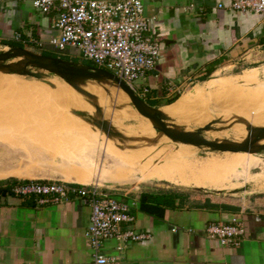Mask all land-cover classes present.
<instances>
[{"label": "crops", "instance_id": "0c3cea01", "mask_svg": "<svg viewBox=\"0 0 264 264\" xmlns=\"http://www.w3.org/2000/svg\"><path fill=\"white\" fill-rule=\"evenodd\" d=\"M231 1L143 0L144 13L156 16L160 43L156 67L142 81L148 99L179 95L220 68L264 60V15L232 11ZM52 21V13L29 0H0V41L48 47L56 34ZM112 193L136 199L131 227L150 235L121 250L116 239L104 240L100 252L117 264H264V191L242 197L176 188ZM89 214L86 201L76 197L38 205L32 197L0 192V264H94L84 235ZM232 217L244 224L238 246L207 238L208 223Z\"/></svg>", "mask_w": 264, "mask_h": 264}, {"label": "rangeland", "instance_id": "374dc122", "mask_svg": "<svg viewBox=\"0 0 264 264\" xmlns=\"http://www.w3.org/2000/svg\"><path fill=\"white\" fill-rule=\"evenodd\" d=\"M28 48L91 64L75 48ZM39 74L34 78L0 73V171H6L0 179L64 181L87 162L91 167L86 171L102 176L94 184L116 193L160 188L203 192L192 187L215 188L238 181L251 182L248 193L225 196L264 190V151L256 155L209 151L161 132H142L145 124L110 81H100L107 89L87 86L96 80L72 86L47 71ZM170 97L155 106L169 105ZM178 98L189 104L183 113L199 114L230 134L264 127V60L220 68Z\"/></svg>", "mask_w": 264, "mask_h": 264}, {"label": "built area", "instance_id": "2783aa9c", "mask_svg": "<svg viewBox=\"0 0 264 264\" xmlns=\"http://www.w3.org/2000/svg\"><path fill=\"white\" fill-rule=\"evenodd\" d=\"M42 13H52L56 34L47 44L57 50L75 48L78 55L94 67L107 70L124 81L140 98L149 87L142 83L155 69L160 52L156 36V16L144 13L143 0H29ZM219 8L223 7L218 3ZM232 11L264 15V0H232ZM20 40V35H15ZM42 42H37L42 47ZM18 197H32L38 205L84 199L90 208L84 231L94 264H117L115 256L100 252L106 239H116V249L130 242L149 238V233L131 227L136 199L117 198L98 184L82 185L41 178L16 179L9 187ZM174 230V229H173ZM207 238L220 245L238 246L244 237L243 222L232 217L228 222H211L205 227Z\"/></svg>", "mask_w": 264, "mask_h": 264}, {"label": "water", "instance_id": "95a60500", "mask_svg": "<svg viewBox=\"0 0 264 264\" xmlns=\"http://www.w3.org/2000/svg\"><path fill=\"white\" fill-rule=\"evenodd\" d=\"M1 45L8 46L9 49L0 52V72L7 74H21L28 75L34 78H39L40 71H47L54 75H57L64 82L70 85H76L77 82L96 80V81H110L115 84L117 88L123 90L133 108L140 114L147 117L152 127L156 131H160L169 139L178 141L185 144H192L197 147L207 148L209 151H230V152H254L260 153L264 151V143H257L261 138H264V127H254L249 129V136H247L241 142L232 141H215L207 139L203 136V131L207 127H197L192 131L180 130L173 125L167 124L165 118L160 111V106L150 105L145 100L141 99L124 81L119 79L115 74L91 66L89 64H79L77 62L68 61L59 57L47 56L27 48L19 47L16 45H9L0 41ZM16 58L18 61L14 60ZM28 68H33L31 71ZM90 185L92 183L83 184ZM250 184H246L241 188L232 190H209L200 187H192L201 189L203 193H214V194H224L230 192L229 194H235L237 192L248 193ZM264 191V190H260ZM257 192V191H255ZM245 193V194H246ZM254 192H250L252 194ZM249 194V195H250ZM241 195L239 197H242Z\"/></svg>", "mask_w": 264, "mask_h": 264}, {"label": "bare ground", "instance_id": "6f19581e", "mask_svg": "<svg viewBox=\"0 0 264 264\" xmlns=\"http://www.w3.org/2000/svg\"><path fill=\"white\" fill-rule=\"evenodd\" d=\"M2 47L3 48L0 49V52L6 51V50L9 49V47L5 46V45H2ZM18 59H21V58H16L14 60L18 61ZM61 81H63V80H61ZM64 83H66V82H64ZM66 84H68V83H66ZM68 85H70V84H68ZM87 86H94V87L98 86L100 88H103V87L106 88V86H103L100 83V81L97 84L92 81V82L88 83ZM116 88H117V86H116ZM117 90H118V93L123 97V99L125 101L129 100L127 95H126V93L123 90H121L119 88H117ZM187 106H189L188 103L182 101L181 98H178V99L174 100L172 103H170L167 106H160V111L162 112L166 123L170 124V125H173L177 129L185 130V131H192V130H194L197 127H203V126L207 127V129L203 131V136L206 137L207 139H210V140H215V141L228 140V141H232V142H241L247 136H249V129L250 128L249 129L248 128L245 129V131H237V132H234L233 134H230L229 132H225L224 130L219 128L215 123H213V122H211L209 120H206L203 116H201L199 114L183 113V112L188 110ZM132 112L135 113V116L136 115L139 116V118L145 124V126L140 127V131L143 132V131H148L149 130L151 132H160V131H156L152 127V125L149 122V120L147 119V117H145L144 115H140V114L136 113L134 108H132ZM179 113H183V114L180 115V116L179 115H174V114H179ZM111 121H113V120H111ZM257 143H259V144L260 143L261 144L264 143V138L259 139L257 141ZM201 149H203V148H201ZM241 153H243V154H251V155H256L257 154V153H254V152H245V151H242ZM78 167H79V170H75L76 171L75 175L65 176L64 181L74 182V183L82 182L83 184H88V183H98L99 181L102 180L101 174L93 173V171L92 172L86 171L87 169H89L91 167L90 163L85 162L82 165L80 163L78 165ZM250 183L251 182H249V181L248 182L238 181V182H231V183H229L227 185L220 186V187L205 188V189H209V190H232V189L241 188L244 185L250 184Z\"/></svg>", "mask_w": 264, "mask_h": 264}, {"label": "trees", "instance_id": "16d2710c", "mask_svg": "<svg viewBox=\"0 0 264 264\" xmlns=\"http://www.w3.org/2000/svg\"><path fill=\"white\" fill-rule=\"evenodd\" d=\"M1 42L6 43V44H9V45H16V46H19V47L26 48V47H24V46H22L20 44H17V43H9V42H4V41H1ZM38 53L43 54V55H47V56H53V55H51L49 53L43 52L42 50H39ZM53 57H56V56H53ZM89 65H91V64H89ZM91 66H93V65H91ZM178 96L179 95H174L173 97H171L170 99H168L166 101V104L173 102L174 100H176L178 98ZM146 101L147 102H149V101L152 102L150 105H155L157 103L155 100H152V99H147ZM15 181H16V178H9V179L8 178H4V179H0V182L7 183L2 188H0V192L9 191V188L8 187L11 186Z\"/></svg>", "mask_w": 264, "mask_h": 264}]
</instances>
